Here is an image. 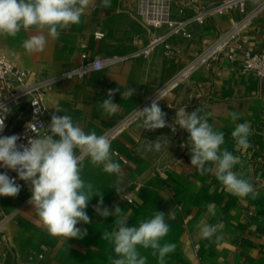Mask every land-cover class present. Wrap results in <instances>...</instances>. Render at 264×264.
Here are the masks:
<instances>
[{
	"label": "crops",
	"instance_id": "crops-1",
	"mask_svg": "<svg viewBox=\"0 0 264 264\" xmlns=\"http://www.w3.org/2000/svg\"><path fill=\"white\" fill-rule=\"evenodd\" d=\"M217 1L194 0L198 5ZM188 4V0H174L173 15L177 17L180 5H186L190 14L193 10ZM101 5L102 0H90L81 22L62 30L57 39L48 36L46 29L42 33L36 29L21 30L15 37L0 36V47L15 52L21 68L46 77L74 68L81 63L82 54L90 58L129 55L145 48L152 28L136 16V0H111L107 8ZM246 11L255 15L242 37L248 49L258 48L264 43V0H249ZM241 17L239 12H229L210 18L204 25L194 24L189 27L190 38L171 37L170 44L177 49L171 55L156 47L83 78L62 80L44 97L49 110L44 116L46 128L57 107L64 110L57 115H70L85 133L95 131L97 135L135 115L111 141V151L126 160L123 163L112 155V161L120 165V173L105 172L103 165L95 166L85 157L81 177L103 192L102 208L114 211L118 206L123 211L128 226H138L139 221L150 219L155 212L165 213L169 232L161 243L176 245L165 257V264H264V79H253L240 72L239 56L233 62L221 57L209 66H199L178 87L161 93L202 49L213 44ZM97 31L104 33L100 40L93 37ZM38 34L47 39L44 50L28 53L22 42ZM128 87L135 92L130 99H122L121 92ZM113 89H118L112 97L118 107L109 115L99 103L108 99V92ZM157 96L168 124L174 123L180 108L191 113L202 106L212 113L208 122L214 130L224 133L225 143L221 147L240 158L233 170L253 184L255 199L251 195L238 198L225 191L210 163L206 167L212 170L201 175L191 165L189 133L178 125L175 132L170 127L154 131L138 127L135 110L150 106ZM20 110L23 109L11 112L7 134L18 131L27 120V112L16 119ZM230 112L238 113L239 119L232 121ZM245 122L251 126L252 147L236 150L231 132ZM158 137L169 140L168 148L147 151V143ZM18 184L21 190L16 197L0 196V264H111L109 257L116 258L113 245L102 240L103 232L114 227L115 216L104 218L97 214L99 197H93L86 209L91 222L77 225L87 229V235L67 240L47 233L28 203V184L23 180ZM122 195L130 201L121 200ZM209 204L215 208L214 216L208 214ZM169 211L174 213V219L168 218ZM201 221L221 225L210 241L202 239L195 227ZM139 251L147 257V264H158L151 249Z\"/></svg>",
	"mask_w": 264,
	"mask_h": 264
},
{
	"label": "clouds",
	"instance_id": "clouds-1",
	"mask_svg": "<svg viewBox=\"0 0 264 264\" xmlns=\"http://www.w3.org/2000/svg\"><path fill=\"white\" fill-rule=\"evenodd\" d=\"M90 0H0V36L15 37L21 30L27 32L36 29L47 30L48 36L57 39L62 30L70 25L79 24L81 16L88 8ZM102 7L111 6V0H102ZM45 35H33L22 42L28 52H42L46 46ZM118 89L108 92V99L99 103L104 113L114 114L118 104L112 97ZM135 89L128 87L121 92L122 99H130ZM64 111L57 107L51 116V122L42 136L32 137L28 143L18 144L19 135L0 136V166L17 173L31 191L28 203L35 209L43 227L52 237H63L67 240L83 239L87 229L78 224H89L90 217L86 209L93 197H99L95 211L101 217L115 216L114 227L105 230L102 240L113 245L116 258L109 257L111 264H147V257L141 255L139 248L151 249V254L158 257V264H165V257L175 250L174 243H161L167 236L169 225L165 213L155 212L147 220L138 222V226H128V219L116 206L110 211L103 205V192L91 182L81 177L83 160L90 158L95 166L103 165L108 173H120V165L112 161L111 140L106 135H97L95 131L85 133L79 124L73 122L70 115H57ZM139 116L138 127L143 130H157L170 127L173 132L176 125L189 133L188 145L191 152V165L201 175L211 171L206 164L215 168L216 179L228 193L244 198L249 195L256 198L253 184L242 178L234 166L240 162L227 148L224 133L214 130L208 122L211 112L198 107L191 113L185 108L177 110L173 124H168L166 113L159 106V97L150 106L135 110ZM232 121L239 119V114L230 112ZM5 127L4 117L0 116V132ZM250 123L237 124L231 132L236 150H247L252 147L249 142ZM158 137L148 142L147 151L159 152L169 146L168 139ZM167 138V137H163ZM21 186L15 178L0 173V196L16 197ZM209 215L216 214L212 204L207 205ZM174 219V213L167 214ZM202 239L211 240L221 228L220 224H208L203 221L195 226ZM219 239V237H216Z\"/></svg>",
	"mask_w": 264,
	"mask_h": 264
},
{
	"label": "built area",
	"instance_id": "built-area-1",
	"mask_svg": "<svg viewBox=\"0 0 264 264\" xmlns=\"http://www.w3.org/2000/svg\"><path fill=\"white\" fill-rule=\"evenodd\" d=\"M249 0H218L207 5L195 4L194 0H188L192 12H186V5L177 7V17L173 15L172 4L174 0H136L135 12L138 19L149 28L150 41L140 52L129 55H110L87 57L81 55V63L67 72L53 77L40 74H32L18 65V56L15 52L4 50L0 47V116L4 117L5 127L0 136L19 135L18 144H27L32 137L43 135L46 130L45 114L49 110L44 105L45 95L60 81L73 78H83L91 72H99L120 62L146 54L148 51L161 47L165 54L171 55L177 52L170 44L173 35H181L190 38L189 27L204 25L214 16H221L229 12H239L242 17L235 22L231 29L221 33L217 40L190 61L185 68L170 83L165 85L161 93L165 94L178 87L199 66H209L225 57L229 62L239 56L238 69L243 74L253 79H264V43L258 48L248 49L242 37V32L250 25L255 13H247L246 4ZM187 5V6H188ZM164 30L157 33L156 30ZM93 37L100 40L103 32H94ZM23 109L18 112L19 119L23 112H27L28 118L21 128L11 134H7L9 128V116L13 110ZM134 114L108 129L106 135L111 141L115 139L133 120ZM123 163L126 160L112 150ZM0 173H6L10 178H15L18 184L21 180L17 173L0 166ZM123 201H130L127 195L120 197Z\"/></svg>",
	"mask_w": 264,
	"mask_h": 264
},
{
	"label": "rangeland",
	"instance_id": "rangeland-1",
	"mask_svg": "<svg viewBox=\"0 0 264 264\" xmlns=\"http://www.w3.org/2000/svg\"><path fill=\"white\" fill-rule=\"evenodd\" d=\"M0 227H1V224H0Z\"/></svg>",
	"mask_w": 264,
	"mask_h": 264
}]
</instances>
